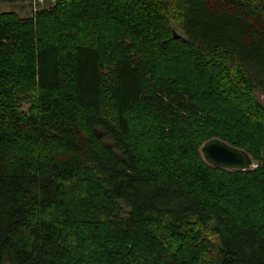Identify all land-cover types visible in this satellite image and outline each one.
Returning a JSON list of instances; mask_svg holds the SVG:
<instances>
[{
    "label": "trees",
    "instance_id": "16d2710c",
    "mask_svg": "<svg viewBox=\"0 0 264 264\" xmlns=\"http://www.w3.org/2000/svg\"><path fill=\"white\" fill-rule=\"evenodd\" d=\"M258 92L264 0L0 15V264H264ZM210 139L257 167H209Z\"/></svg>",
    "mask_w": 264,
    "mask_h": 264
},
{
    "label": "water",
    "instance_id": "95a60500",
    "mask_svg": "<svg viewBox=\"0 0 264 264\" xmlns=\"http://www.w3.org/2000/svg\"><path fill=\"white\" fill-rule=\"evenodd\" d=\"M172 36L176 40H186L182 34H177L174 30H172ZM200 155L203 162L214 169L246 172L251 171L254 166V162L247 152L219 139H210L204 142L200 148Z\"/></svg>",
    "mask_w": 264,
    "mask_h": 264
},
{
    "label": "rangeland",
    "instance_id": "374dc122",
    "mask_svg": "<svg viewBox=\"0 0 264 264\" xmlns=\"http://www.w3.org/2000/svg\"><path fill=\"white\" fill-rule=\"evenodd\" d=\"M55 4V0H31V1H25V2H14V3H0V15H12V16H16L18 19H28L31 18L36 12L42 10V9H47L52 7ZM177 34L181 33L178 30H174ZM187 52H190L188 49H184ZM184 52L182 51L180 53V56L183 57L184 56ZM183 54V55H182ZM209 66H206V68H208ZM238 84V83H237ZM218 97H222V95L224 96V90L221 87L220 89H218ZM264 97L263 93L258 92L257 93V98L259 100V102L264 106V99H262ZM37 100H35L36 102ZM32 103L29 101H22L18 104V106H16L18 108V110L23 113V114H28V110L31 108ZM29 115V114H28ZM64 120V119H63ZM252 125V124H251ZM247 126H249V124H247ZM100 137H102L103 132L99 131ZM36 140V139H34ZM40 144H45L40 142ZM105 144L109 145V142H105ZM201 148V147H200ZM45 151L47 152V149H45ZM200 152V150H199ZM253 160V159H252ZM254 162V166L252 168L255 169L257 167L256 162L253 160ZM80 180H84V177H80ZM174 244V243H173ZM177 244L172 245V248L175 249L177 248ZM8 264V263H5Z\"/></svg>",
    "mask_w": 264,
    "mask_h": 264
}]
</instances>
